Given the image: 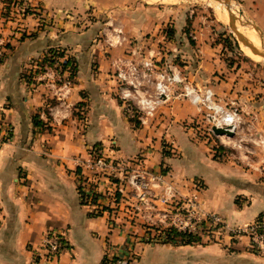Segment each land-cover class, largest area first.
I'll return each mask as SVG.
<instances>
[{"label":"crops","instance_id":"crops-1","mask_svg":"<svg viewBox=\"0 0 264 264\" xmlns=\"http://www.w3.org/2000/svg\"><path fill=\"white\" fill-rule=\"evenodd\" d=\"M25 3L28 9L39 4L53 13L54 25H43L35 13L26 12ZM247 6L264 35V0H249ZM60 9L47 0L0 5V121L12 125L11 139L0 146V264H100L103 257L123 255L131 257V264H264V254L249 246L248 234L232 230L248 226L264 211L263 168L209 157L176 123L177 103L171 106L174 119L166 111L147 129L133 128L113 96L116 81L108 72L114 60L132 49L140 52L142 45L125 42L112 48L104 44V36L93 35L95 25L85 36L71 27L58 29L63 26ZM58 46L67 48L76 69L68 93L52 86L59 102L46 119L43 110L51 94L45 86L26 81L23 70ZM73 104L81 118L70 113ZM248 107L249 115L242 117L254 126L255 104ZM37 114L44 127L34 124ZM91 147L102 148L114 160L111 172L116 177L121 166L145 167L159 171L178 193H197L200 207L220 215L224 230L212 240L206 235L190 243L160 240V229L142 226L143 221L157 222L158 211L143 207L137 212L133 197L109 196L105 177L94 180L101 190L96 201L82 203L76 168L90 175L83 165ZM155 202L162 207L159 199ZM48 229L60 232L64 243L55 259L44 260L39 252Z\"/></svg>","mask_w":264,"mask_h":264},{"label":"rangeland","instance_id":"rangeland-1","mask_svg":"<svg viewBox=\"0 0 264 264\" xmlns=\"http://www.w3.org/2000/svg\"><path fill=\"white\" fill-rule=\"evenodd\" d=\"M22 1L0 0V5L2 8L9 7L11 4L22 3ZM230 1L234 5L231 6L237 9L240 23H243L244 28L259 39L258 31L253 27L255 22L246 11L249 0ZM47 2L51 6L61 8L63 26L59 25L58 29L64 30L71 27L74 33H78L77 35L85 36L89 35L85 30L95 25L96 30L93 31V35L103 38L104 31L110 32L113 28H121V34L126 35L127 39L112 48H120L125 42L131 45L134 42L140 43L142 48L140 52L136 49V57L138 54L152 55L158 67L169 65L178 67L182 75L193 85L211 87L215 97H219L221 103L231 109L237 106L242 116L249 115L248 104L254 103L257 114L254 126H249L243 118L244 122L241 123L242 129L239 132L245 136L261 132L264 134V60L252 59L244 53L243 44L229 26L228 11L227 14L219 11L216 8L217 2L214 0H47ZM24 5H26V12L35 13V16L41 19L40 21L43 20V25H54L53 13L48 10L43 11L44 7L39 4H34V7H38L36 10L28 9L31 6L26 3ZM239 9L243 10L242 14H239ZM0 12L4 14L3 10ZM247 21L250 23H246ZM75 35L72 36L75 37ZM67 36L71 37V34ZM55 48H59L58 51H62L66 57L72 58L66 47ZM119 53L121 51L117 52ZM130 53L129 51L127 56ZM2 54L0 53V59ZM42 58L30 61L23 70V77L33 85L40 84L49 90L51 103L43 110V115L49 119L51 118L50 107L59 102L55 97L56 94L53 95L52 86H59L61 80L57 77L56 70L50 69L49 64L43 62ZM72 61V67L76 69L73 58ZM46 71H52L54 74L50 75ZM113 71L114 66L109 70L108 77L114 78ZM68 77L72 85L74 79L69 75ZM112 85H114L113 96L118 100L115 82ZM174 99L180 100L181 103L172 102ZM174 103H177L175 105L178 115L175 119L176 123L183 129L188 139L205 151L209 157L234 165L235 161L246 166H252L251 163L254 162L264 171V149L249 141L247 144L254 148V152L249 153L244 150L239 152L231 139L216 136L211 132L210 122L206 119L204 110L187 99L171 97L157 107L155 114L145 124L141 123L135 114L124 115L133 128L147 129L157 117L162 114L167 115L166 111H169L170 118L174 119L175 115L171 111ZM74 107L75 104L69 107L70 113H77L81 118L80 109L74 110ZM165 107H167L166 110H164ZM167 143L170 145L168 141L166 145ZM110 179H118L117 182L120 180L115 176ZM111 193L108 195L117 199L126 198L131 194L128 192L124 195L114 190H111ZM165 208L160 209L164 211ZM148 221L153 225L147 224ZM148 221H143L142 226L161 229L165 224L171 223L169 217L164 222ZM212 239V237L207 238V240Z\"/></svg>","mask_w":264,"mask_h":264},{"label":"built area","instance_id":"built-area-1","mask_svg":"<svg viewBox=\"0 0 264 264\" xmlns=\"http://www.w3.org/2000/svg\"><path fill=\"white\" fill-rule=\"evenodd\" d=\"M105 30V29H104ZM121 28H113L112 31H104V39L109 46L120 44L124 40ZM127 57H118L113 62V77L116 81V95L126 116L135 114L141 123H148V120L155 114L157 107L168 101L171 97L177 96L187 99L191 103L204 110L206 119L210 122L209 129L216 136H225L233 141L235 148L240 152H254V148L247 144L252 143L264 149V134L254 133L249 136L241 134V123L244 122L237 106L227 108L220 102L219 97H215L213 89L209 86L198 87L193 85L189 79L182 75L176 66L158 67L152 55L138 54L136 49L130 51ZM66 55L56 57L49 68L55 69L57 77L61 80L59 85L60 93L66 94L70 89V65L64 66ZM53 75L52 71H46ZM67 73V75H65ZM225 127L233 132V135L215 134L211 127ZM12 136V125L6 120L0 121V146L9 141ZM233 138V139H232ZM114 160H111L102 148L91 147L88 151V158L84 162V168L88 169L90 175H85L81 171L79 184H81V199L89 203L94 193L100 194L101 190L94 184L98 177H105L110 184L107 189L118 191L121 194L131 192L129 196L134 198L133 208L139 212L142 208L157 210L159 222H164L170 218L171 223L158 228L162 231L160 240H165L166 227H173L177 231L199 236L212 237L214 234L224 230L225 223L220 215L213 212H206L200 207L197 193L183 195L174 190L173 187L164 183L163 176L159 171H153L145 167L119 168L120 180L117 182L110 177L112 174ZM113 164V165H112ZM126 170V171H125ZM200 185L197 182V186ZM161 190L157 193L156 189ZM83 193V194H82ZM127 195V197H129ZM160 200L164 211L158 208L156 199ZM161 207V208H162ZM233 233L246 232L250 242L249 246L256 252L264 254V217L244 228H234ZM64 243L60 232L48 229L41 239V252L39 255L44 260L55 259ZM106 264H131V257L116 256L109 257Z\"/></svg>","mask_w":264,"mask_h":264},{"label":"trees","instance_id":"trees-1","mask_svg":"<svg viewBox=\"0 0 264 264\" xmlns=\"http://www.w3.org/2000/svg\"><path fill=\"white\" fill-rule=\"evenodd\" d=\"M59 48H55V47H50L47 52L43 55L42 61L45 62L46 64H51L53 63V61L56 59V57H60L63 56L64 53L62 51H58ZM72 58L70 57H66L65 61L63 62L64 66L67 64L70 65V77L74 76L75 73V67H72ZM44 64V63H43ZM72 67V68H71ZM33 122L34 124H39V125H43V121L39 118L38 115H34L33 117ZM98 143H95V145ZM81 168L78 166L76 168V172L77 174L80 173ZM80 179L78 178V183H77V187L81 192V184H79ZM83 194V193H82ZM99 194L94 193L92 196V202L96 201V197H98ZM117 199V198H116ZM82 203H85V201L83 199H81ZM108 206H104L102 208H107ZM91 214H99V211H97L96 213L91 211ZM264 217V211H261L260 213H258V215L256 216L255 220L259 221ZM164 233H165V240L166 241H172V242H177V243H190V242H194V241H199L200 237L196 236V235H192V234H185L182 232L177 231L175 228L173 227H166L164 229ZM107 257H103V259L101 260L100 264H106L107 263Z\"/></svg>","mask_w":264,"mask_h":264},{"label":"water","instance_id":"water-1","mask_svg":"<svg viewBox=\"0 0 264 264\" xmlns=\"http://www.w3.org/2000/svg\"><path fill=\"white\" fill-rule=\"evenodd\" d=\"M218 1H229V0H218ZM228 9H229V26H230L231 30L237 36L238 40L243 45L248 46L253 53L258 54V55L264 57V48L256 46L246 35H244L243 33H241L237 29L238 27H237V24H236L235 15L230 11V8H228ZM239 13L242 14L243 13V10L242 9H239ZM246 23H250V22L247 21ZM253 27L258 31V36L260 37L261 41H264L263 35H262L259 27L256 24H254ZM211 129L213 130V132L215 134H223V133H226L228 135H233V132L230 131V130H228L225 127H216L215 125H213L211 127Z\"/></svg>","mask_w":264,"mask_h":264},{"label":"bare ground","instance_id":"bare-ground-1","mask_svg":"<svg viewBox=\"0 0 264 264\" xmlns=\"http://www.w3.org/2000/svg\"><path fill=\"white\" fill-rule=\"evenodd\" d=\"M214 1L217 2L216 8H218L219 11L221 10L222 12H224V14H227V11H228V15H229V9L228 8H230V11L235 15L236 24L238 27L237 29L241 33L246 35L256 46L264 48V41H261L260 37L258 39L252 32H250L248 29L244 28L243 23H240V19H239L238 13H237V9H235L233 7L234 5L232 4V2L230 0L229 1L214 0ZM231 5H233V6H231ZM227 18H228V16H227ZM259 40H260V44H259ZM243 46H242L243 47L242 49L246 55H248L249 57H251L252 59H255V60H258L259 58H261V60L262 59L264 60V57L253 53L248 46H246V45H243Z\"/></svg>","mask_w":264,"mask_h":264}]
</instances>
